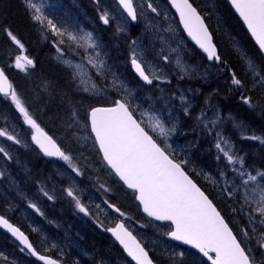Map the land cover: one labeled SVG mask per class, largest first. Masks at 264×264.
Returning <instances> with one entry per match:
<instances>
[{
    "label": "rangeland",
    "instance_id": "rangeland-1",
    "mask_svg": "<svg viewBox=\"0 0 264 264\" xmlns=\"http://www.w3.org/2000/svg\"><path fill=\"white\" fill-rule=\"evenodd\" d=\"M35 2H42L45 14L52 18L58 25L67 28L69 31L76 33L83 30V32L92 33L98 45L96 51L100 53V56L105 61L104 74L97 75V70L92 68L84 58L87 53H84L83 49L74 50L69 47L71 42L66 41L64 45H61L65 50V56L61 59L60 54L54 47L52 54L44 56L46 59L42 60L43 65L41 68L47 71H53L51 67L53 65L59 71L63 72L62 78L65 77V80L66 72L68 74L66 81L68 82L64 83L67 92L75 94L77 92L94 99H102L112 103L110 97V90H112L121 99L127 98L135 110V115L138 119H145L140 113L147 111L164 120L166 127H172L174 125L176 131L166 141L167 144L171 145V151L178 157V160L187 161L186 166L189 170L194 171L199 176L203 175L208 181L211 180L218 188L220 187V190L226 187L225 180L232 183L239 182L241 178L238 174L233 173L232 168H239L241 166L238 164L235 166L227 164L226 159L214 146L217 141L216 133H219L229 141L233 152L243 157L244 171L251 172L253 175L257 172H264V156H262L264 152L257 154L255 149L251 147L253 146L252 144H245L248 141L246 137L253 135L260 137L261 134L256 132L258 131V125L253 124L254 132L244 133V129L248 130V128L237 127V125H245L243 122H245L244 120H248V117L246 115H241V117L240 114H237L239 113L237 111L238 109H236L237 107L235 108V106L230 105L232 102H237V96L245 95L244 90L237 89L229 79L227 81L228 70L226 66H210L201 56H197L193 51H189L190 46L184 39L178 22L166 0H152L154 6L158 8L159 15L147 9V0H134L136 5H144L143 9L140 7L137 9L138 27H136L133 33L135 38L132 36V25L113 0H104L102 3H96V6L93 5L91 7L88 5L81 6L82 3H79L78 0L77 2L75 0H35ZM201 5L204 8L216 7L215 0H201ZM105 11L109 15V23L107 25L100 19L101 14ZM141 11L144 12V15H140ZM93 16L97 17L99 22L107 27L112 26V33L123 34V37L128 40L126 48L125 44H123L126 50L123 52L120 51L119 46L113 40L102 44L93 32V27L99 26V24L95 23L98 19H93ZM120 29H123V31H120ZM106 31L108 30L106 29ZM109 32L106 33L108 39H110ZM44 37L47 39L45 32ZM56 39L51 34L50 40L53 43ZM133 41L136 43L133 44ZM133 50H135L146 65V71L149 75L154 74L155 76H159L160 79H153L152 84L144 87L140 86L135 89L126 82L123 78L125 73L121 66L124 65L123 59L125 58H127L128 63L131 62ZM16 51L11 53L12 60L8 70L14 72L19 80L20 90H17L14 84L17 93L21 98L25 96L24 94L32 96L28 101L31 104H35V109H38L36 103H40V94L44 95V105H41V109L38 110L40 119L53 130L52 132L61 144L62 149L66 153L72 154L73 162L81 170L83 175H76L68 164L61 159L55 162L52 167L50 164L43 167L38 163L37 168L40 169L36 171L43 173L46 170L45 168H48L51 173L54 168V177L51 173L43 176L42 181L34 182L30 174L31 161L34 162L31 158H34L33 153L36 150L35 144L31 139L33 130L24 123L23 117L15 109L11 100L6 98L2 101V96H0V128H7L10 133L16 135L21 141L20 144H15L4 137H0V147L5 148L12 157L9 160L0 153V173H3V176H0V200H2V207L6 213L12 214L14 210H17L22 221L20 224L30 228V231H28L29 234H35L32 238L34 237L36 246L42 251H45L48 247H53L54 255L57 253V259L61 261L65 259V252L73 250L79 243L81 244V240L85 237L83 229L86 225L83 222H90L92 224L90 225L92 226L91 229L101 230L102 227V230L105 231L106 228L122 221L137 237L146 243L147 239L148 241L150 239V241L155 242V240L166 236L165 233L168 231L163 230L154 221L141 220L140 222H134L130 217H121L119 220L118 213L108 208L104 201H109L108 197L112 193L110 191L105 192L99 185L103 183L107 187L106 185L114 183L115 178L104 165L100 153L96 145H94V140L88 128L85 127L87 123L78 117L76 123L72 124L71 127L67 126L66 121L68 117H66L65 111L69 112L70 109L73 110L77 107L73 108L72 104L68 103L66 105L62 101L67 96V94H64L65 92L60 93V98H57L60 101H55L54 105V99L43 87H39L38 84H36L37 87L34 86L35 84L30 85L32 80L34 82L37 78L40 70L38 69V74L34 75L30 74L33 68H29L27 72L16 69L14 67L15 56L20 54L19 50ZM161 52L169 56L167 62L163 61L160 55H158ZM125 53L127 55L123 57ZM24 54L27 55L28 53L25 52ZM30 58L33 59L32 56ZM64 59L71 60L73 64H82L83 71L91 77V82L97 85L99 91L84 92L82 87L79 86V81L73 79V70L63 62ZM177 60L180 61L179 65L177 64ZM58 65L61 69L57 67ZM114 78L116 80V86H113ZM26 84L28 85L26 86ZM203 86L208 88L205 90L202 88ZM34 91H37L36 94ZM33 93L35 97L32 95ZM231 94L232 97L230 98L229 95ZM182 97L184 98L183 100L181 99ZM231 99H234V101L230 102ZM223 100L227 101V104L223 105L221 102ZM51 103L53 105L49 106ZM239 103L243 105L242 101H239ZM185 107L188 108L187 115L184 112ZM202 112L208 118L219 117L211 133L204 129L203 125L197 120V117ZM54 114L55 116H53ZM192 114L193 116H191ZM196 114L197 116L195 117ZM33 117L37 120L36 115H33ZM153 135L155 136V134ZM85 137L90 138L85 139ZM73 146L76 147L72 148ZM193 149H195L196 153L190 152ZM217 156H220L219 160ZM15 162H18V170H20L17 180H15L16 178L14 179L11 172H7V166ZM221 172L225 173L224 177L220 176ZM2 177L5 179L2 180ZM41 177L37 175L36 180H40ZM244 178L246 179V177ZM41 187L49 195H52L54 199L49 200L44 196L40 191ZM69 187H73L78 192L81 202L88 208L90 215H85L78 211L74 201L66 195L65 189ZM228 200L229 202L232 201L236 208H239L238 203H235L231 199ZM19 201L22 202V206ZM29 203L36 204L40 212H36L30 208L28 206ZM97 204L100 205V208L96 207ZM50 211L54 212V215L52 214L54 220L52 218V221L47 220L44 216L46 213L48 216ZM228 215L237 233H239L240 228L244 227L242 218L245 220L246 217L241 215L242 218H239L231 211H229ZM247 223L248 221L246 219L245 226ZM68 225L71 226L73 235L67 233L66 238H64V234H61V236L59 233L65 232L68 229ZM162 225L167 224L163 223ZM32 228V232L34 233H31ZM104 246L102 245L97 249L101 250L99 255L104 256V259L107 260V263H103L122 264L116 260V257L112 259L114 253H111L109 257L111 260L105 256L106 254L109 255V249ZM249 246L253 248L258 261L264 259L256 251L255 240L250 241ZM6 248L7 246L0 245L1 252L6 250ZM178 248L181 249L180 247ZM175 249L178 250L177 248ZM182 250L187 251L183 255L189 256V259H193L191 257V251L187 249ZM81 253L84 255L82 251ZM10 260L12 264H27L20 259H16L15 262L13 259ZM5 262L10 264V261L8 262L7 259H4L3 264Z\"/></svg>",
    "mask_w": 264,
    "mask_h": 264
},
{
    "label": "snow or ice",
    "instance_id": "snow-or-ice-1",
    "mask_svg": "<svg viewBox=\"0 0 264 264\" xmlns=\"http://www.w3.org/2000/svg\"><path fill=\"white\" fill-rule=\"evenodd\" d=\"M24 2L31 20L57 38L54 40V46L61 59L65 56V50L61 45H64L66 41L71 42L70 48L83 49L84 53H87L84 58L92 68L97 70V75L104 74L105 61L96 51L98 45L92 33L83 32V30L76 33L69 31L45 14L42 2L37 3L35 0H24ZM169 2L179 13L180 21L188 35L207 54V59L226 66L227 62L223 61L217 52V47L212 41V34L204 24L201 14L189 0H169ZM229 2L247 26L259 46L260 52L264 53V0H229ZM118 3L132 21H136L138 18V7L141 9L144 7V5H136L134 0H118ZM146 7L152 13L160 14L152 0H147ZM140 15H144V12L141 11ZM100 19L107 25L109 23L108 13L103 12ZM3 32L20 52L15 56L14 67L22 72L34 68V60L24 54L26 51L24 44L17 35L7 27L3 29ZM135 43L133 41V44ZM158 55L165 62L169 60V56L163 52ZM243 59L247 65V74L252 77L253 88L258 86L260 89H264V67H258L246 56ZM63 62L73 70V79L79 81V86L84 92L99 91L97 85L91 82V77L83 71L82 64H73L71 60L67 59H64ZM177 64H180L179 60H177ZM131 65L147 84H152L153 79H160L154 74L149 75L146 65L135 50L132 52ZM229 71L231 72L232 85L237 89H244L245 82L234 71L231 69ZM113 86H116L115 78ZM0 95L11 100L15 109L23 117L24 123L33 130L31 139L44 155L62 159L76 175H83L73 162V156L62 150L56 140L37 123L5 74L4 68H0ZM241 99L250 107L255 106L252 97L242 95ZM184 112L188 113L187 107L184 108ZM140 115L145 119L137 118L135 110L125 98L113 100L111 106L92 107L88 113V119L90 120L91 133L94 134V145L99 146L103 162L128 189L135 193V199L139 201L143 211L157 221L171 222V230L165 235L170 236L173 240L191 245L192 248L207 257L211 264H264V259L258 261L253 248L249 246V242L255 240L256 251L264 257V183H262L264 172H257L253 175L251 172L244 171L243 157L233 152L229 141L216 133L217 141L214 146L226 159L227 164L241 166L232 168L233 173L238 174L241 178L239 182L232 183L225 180L226 187L221 189L222 195L239 204V208L233 207L232 211L238 212L248 221L246 226L240 228L238 234H234L217 206L185 171L184 165L187 164V161L178 160L171 151V145L166 143L167 138L176 131L175 126L166 127L164 120L147 111L141 112ZM78 116V111L70 109L66 121L67 126L71 127L76 123ZM197 120L204 129L211 133L219 117L208 118L202 112ZM87 126L86 124L85 127ZM237 127H242V125H237ZM0 137L15 144L21 143L17 136L10 133L7 128H0ZM89 138L85 137V139ZM246 138L260 140L264 144V138L259 136L253 135ZM0 153L9 160L12 158L3 147H0ZM217 159L219 160L220 156H217ZM0 176H3V173H0ZM220 176L224 177L225 173L221 172ZM99 187L105 192L110 191L103 183ZM40 191L49 200L54 199L43 187L40 188ZM65 192L74 201L79 212L90 215L88 208L81 202L78 192L73 187L65 189ZM104 203L120 216L126 215L108 200H105ZM28 206L36 212H40L36 204L29 203ZM96 207L100 208V205L97 204ZM0 227L7 229L32 256H36L44 264H60L55 259L41 255L34 248L29 237L19 227L10 223L4 215H0ZM106 230L113 234L128 255L136 261V264H153L144 247L123 222ZM23 250L22 248L21 251Z\"/></svg>",
    "mask_w": 264,
    "mask_h": 264
},
{
    "label": "trees",
    "instance_id": "trees-1",
    "mask_svg": "<svg viewBox=\"0 0 264 264\" xmlns=\"http://www.w3.org/2000/svg\"><path fill=\"white\" fill-rule=\"evenodd\" d=\"M78 1L81 2L83 5H88L89 7L93 5V0H78ZM191 1L193 5L198 9V11L204 17L207 26L214 37L215 43L219 49L222 60L227 62L226 64V68L228 70L227 81L228 79L229 81H231V72L229 71V69H231V71H234L237 74V76L242 81L245 82V88L243 89L245 95L252 97L253 104L256 106V107H250L249 105L243 103L241 99L242 95L237 96V102L235 103L232 102L234 101V99H231L230 102L232 103H230V105L233 107L235 106V108L239 107V109L238 108L236 109L240 111L239 113L240 116L241 115L245 116L246 114V116L248 117V120H244L245 122L246 121L247 122L246 123L243 122V124H245L246 126L242 125V128L246 127L248 128V130L244 129L243 132L244 133L254 132L253 124H256L259 125L257 126L258 131L256 132L261 134L260 135L261 138H264V90L260 89L258 86L253 88L252 77L247 74V66L245 64L243 57L246 56L247 58L251 59L258 67H264V58L257 50L254 43L247 34L245 28L240 23L239 19L236 17V15L234 14V12L232 11V9L225 0H215L216 7L214 8L213 7L204 8L201 5V2L198 3L197 0H191ZM97 24H99L97 28L102 33L103 41L105 39L107 40V37L104 34L108 33V31H110L109 34L112 33V26L106 27L104 24L100 22H97ZM5 27L10 28L13 31V33L17 35V37L24 44L25 50L28 53L27 55L30 54L32 56L35 62V67L33 68L32 71H30V74L36 75L38 74V69L40 70L39 75L34 80V82L32 80L30 85L35 84L34 86H36V84H38L39 87L41 88L43 87L48 93H50L51 97L54 99V105H55V101H60V99H57L60 98L59 97L60 93L65 92L64 94L65 95L67 94V96L64 97L62 101H64L66 105H68V103L72 104L73 108L77 107L74 108L73 110L78 111L79 113L78 117H80L83 122L87 121L88 112L92 107H105L104 105H107L106 103L107 101L102 99H94L92 97L90 98L87 95H82L81 93H77V92L76 94L72 92H67L64 83V82H68L66 81L68 79V74H66V72H65L66 75V80H65V77L62 78L63 72L59 71V69H57L53 65L51 66L53 68V71L52 70L47 71L44 68H41V66L43 65L42 60L46 59L44 56H47V54L48 55L52 54L55 47L53 46L54 45L53 42L51 41L46 42L44 40V32L46 34H48L49 32L44 31L38 24L34 23L31 20L29 12L26 11L24 0H0V66L5 69L6 74L13 82V84H15L17 90H20L18 83L19 80L14 72L8 70V67H10V63L12 60L11 53L14 51L17 52L16 50H18V48L16 45L12 44L11 41L4 34L3 29ZM106 29L108 31H106ZM49 35H51V33H49ZM114 35L116 36V41H115L116 44L119 46L120 51L123 52L124 50H126L123 44L126 45L128 40L125 37H123V34L120 35L114 33ZM104 43L106 42H102V44ZM190 49L193 52H195L191 47ZM126 55L127 54H124L123 57H125ZM123 61H124V65L121 66V68L125 73L123 75L124 76L123 78L126 79L127 82L130 81L135 86V82L137 81V78L132 74L127 58L123 59ZM223 66L225 65L221 64V67ZM57 67L60 68L59 65ZM27 85L28 84H26V86ZM202 88H204V86ZM34 92L36 94L37 91ZM24 95L25 96H23L22 99L24 100L26 106L29 108L31 113L33 112L32 115L37 116V123L40 125L41 128L46 130V132H48L50 135L55 137L54 133L52 132L53 130H51L49 128V125L45 124L44 121L42 122V120L40 119L41 117L38 113V110L41 109L40 106L44 105L43 103V99L45 98L43 97L44 95L40 94V103L39 102L36 103L39 106V107L37 106L38 109L34 108L35 104H31L30 101H28V99L32 98V96H30L29 94L28 95L24 94ZM32 95L35 97L34 93ZM110 97L112 100L119 99V96L116 93H111ZM239 101H242L243 105L240 104ZM221 102L223 103V105L227 104L226 103L227 101L225 100ZM237 104L242 106L240 107ZM52 105L53 103H51L49 106ZM65 113H66L65 114L66 117H68L69 112L65 111ZM53 116H55V114ZM253 118H255L256 120ZM261 120L263 121V123ZM52 125L56 126L54 124ZM245 144L248 145L252 144L253 146L251 147L255 149L257 154L264 152V144H262L258 140L252 141L251 139H248V141H246ZM74 147L76 146H73L72 148ZM190 152L196 153L195 149L190 150ZM36 154H37V150H35L33 153L34 158L30 157L34 161V162L31 161V171H30L31 177L33 178L31 179L34 180V182L37 181L36 180L37 175H39L40 177L42 176L41 178H43V176L52 173V172L50 173V170L48 168H45L46 170H44L43 173H39V171H36L40 169L37 168L38 163H40V165L44 164L43 161L40 158H38ZM262 156H264V154ZM45 164H44L45 166H48L46 162ZM184 168L185 171L189 173L191 178L200 186V188L213 201V203L217 206L223 217L231 225L232 222L229 218L228 213L229 211L233 212L232 209L233 207H235L233 202L232 201L229 202V200L224 195L221 194L220 187L218 188L215 184H213L211 180L210 181L206 180L203 175L199 176L194 171L189 170V168L186 165H184ZM13 173L17 178L19 177L20 172H16V169L13 170ZM106 186L110 189V192L112 193L108 197L109 202L115 204L117 207L121 209V211H123L126 214L125 216H120V214L118 213L119 218L130 217L134 222L147 220L144 216H142L140 212V208L135 200V194L126 190V188L118 181L117 178H115L113 184L111 185L108 184ZM51 212L54 215V212L50 211V213ZM235 215H239V214L235 213ZM52 218L54 220L53 216ZM12 221L15 222L14 220ZM83 223H87V222H83ZM159 226L162 227L163 230H167V231L170 230V227L168 225H162V226L159 225ZM67 227L68 229L66 230L67 231L66 233H71L73 235V233L71 232V226L68 225ZM83 231L85 237L84 238L82 237L83 240H81V244L79 243V246L76 247V249L73 248V250H71L70 252L67 251L65 252L64 257L66 258L64 259V264H101L103 262L107 263V260L104 259V256L99 255L101 253V250L100 249L97 250L100 246L102 245L104 246L105 244L106 246L104 247H107L109 249L108 250L109 255L106 254L105 256L109 258L111 253L112 254L114 253L113 254L114 257L113 258L111 257L112 259H115L116 257V260L118 262L120 261L122 264H131L128 260L125 259V257L122 255L117 245L112 241V239L108 235L104 234L102 231L99 232L96 229H91V226L89 227L84 226ZM144 244L146 248L149 250V247L147 246V243L145 241ZM0 245L2 246L4 245L5 247L7 246L6 250H3V252L0 251L1 264L4 263V259H7L8 262L9 261L11 262L10 259L15 260L16 257L21 256L18 253L16 247L12 244L11 240L1 232H0ZM175 248H177L178 250L175 249L174 253L161 251L158 256L152 254L150 250L149 252L156 264H205L195 254H192V252H191V257L193 259H189V256L181 255V253L187 252L186 250L179 249L178 247ZM53 249H54L53 247H48L46 248V251H40V252L47 256L52 255L53 257L54 256ZM81 251L84 253V255H82ZM31 262L33 263V261ZM5 264H7V262H5Z\"/></svg>",
    "mask_w": 264,
    "mask_h": 264
},
{
    "label": "bare ground",
    "instance_id": "bare-ground-1",
    "mask_svg": "<svg viewBox=\"0 0 264 264\" xmlns=\"http://www.w3.org/2000/svg\"><path fill=\"white\" fill-rule=\"evenodd\" d=\"M104 0H93V5H95L96 6V3H102ZM191 3H192V1L191 0H189ZM198 1V3L199 2H201V0H197ZM226 1V0H225ZM75 2H77V0H75ZM79 2V1H78ZM227 2V1H226ZM80 3V2H79ZM227 4L229 5V3L227 2ZM92 5V6H93ZM81 6H83L84 7V5L83 4H81ZM230 6V5H229ZM230 8H231V6H230ZM232 9V8H231ZM93 19H95V20H97L98 18L97 17H92ZM97 22H99V19L95 22V23H97ZM93 32L95 33V35L97 36V38H99L100 39V41L101 42H106V43H108L109 41H111V40H113V41H116V36L114 35V33H110V39H108L107 38V40L105 39L104 41H103V37H102V33L99 31V29L97 28V27H93ZM105 36H106V34H104ZM46 37H47V39L44 37V40L46 41V42H53L52 40H50V38H51V35H49V33L48 34H46ZM127 45V44H126ZM126 45H125V48H126ZM123 47V46H122ZM121 47V48H122ZM8 49H9V47H8ZM11 50V49H10ZM9 50V51H10ZM112 50V49H111ZM189 51H191L192 52V50L189 48ZM232 52H233V50H232ZM11 53V52H10ZM232 54V53H231ZM71 74V73H70ZM71 76V75H70ZM71 78V77H70ZM137 78V77H136ZM133 88H139L140 86H145V85H143V83L141 82V80L140 79H138L137 78V81L135 82V86H134V84H132L130 81L128 82ZM206 88H208V87H204V89L206 90ZM231 92V91H230ZM229 97L231 98L232 97V94L231 95H229ZM202 103V102H201ZM200 103V104H201ZM208 103V102H207ZM199 104V105H200ZM203 104V103H202ZM204 105V104H203ZM202 105V106H203ZM201 106V107H202ZM241 107V106H240ZM254 107H256V106H254ZM238 109H239V107H237ZM244 108V107H243ZM201 110V109H200ZM237 111H239V110H237ZM252 111V110H251ZM195 112V111H194ZM242 112V111H241ZM254 112V111H253ZM253 112H252V114H253ZM239 113H240V111H239ZM239 113H237V114H239ZM249 113V112H248ZM262 113V112H261ZM187 115V114H186ZM200 115V114H199ZM246 115V114H245ZM251 115V114H250ZM191 116H193V114L191 115ZM197 116V114L195 115V117ZM239 116V115H238ZM252 116V115H251ZM254 116V115H253ZM262 116V115H261ZM244 118H246V117H244ZM243 118V119H244ZM249 119H250V117H249ZM253 119H255V118H253ZM260 119V118H259ZM256 120V119H255ZM257 121H258V119H257ZM262 121V120H261ZM247 122V121H246ZM245 122V123H246ZM255 122V121H254ZM259 123V122H258ZM262 123H263V121H262ZM263 125V124H262ZM259 126V125H258ZM262 127V126H261ZM202 147H204V146H202ZM36 149V148H35ZM206 149V148H205ZM32 152H33V150H32ZM37 157L38 158H40L42 161H43V163L45 164V162L49 165H51V167L52 166H54L53 164L55 163V162H58L59 160H61V159H59V158H54V157H49V156H46V155H44V153L43 152H37ZM72 155V154H71ZM178 156V155H177ZM28 157V156H27ZM29 157H30V155H29ZM28 157V158H29ZM178 158V157H177ZM210 163V162H209ZM44 164H41V166H43V167H45V165ZM105 166H106V164H104ZM214 165H215V163H214ZM210 166V165H209ZM8 168H7V172H11V174L13 175V177H14V179L15 180H17V177L14 175V173H13V170H15L16 169V172H20L19 170H18V162H15V163H12L11 165H8L7 166ZM107 167V166H106ZM217 168V167H216ZM215 168V169H216ZM54 169V168H53ZM53 169H52V174L54 173V171H53ZM221 169H222V166H221ZM45 176H47V175H45ZM53 177H54V174H53ZM5 178L4 177H2V180H4ZM40 181H42V178H41V180ZM40 181H35V182H40ZM23 186V185H22ZM127 190V189H126ZM20 202V205L22 206V202L21 201H19ZM26 204V203H25ZM0 207H1V209H0V215H4L7 219H9V222L10 223H12V224H14L15 226H17V227H19L20 229H21V231H23L24 233L26 232V233H28V231H30V228L28 227V226H25V225H21L20 224V222H22L21 220H20V214H18L17 213V210H14V212L12 213V214H7L6 213V211L3 209V207H2V200H0ZM29 213H31V212H29ZM238 213V212H237ZM52 212L51 213H48V216H47V213L46 214H44V216H45V218L47 219V220H51L52 221ZM239 214V213H238ZM238 217L240 216V218H242L241 217V215L239 214V215H237ZM12 220H14L15 222H13ZM226 222L227 223H229L227 220H226ZM245 222H246V219L244 220L243 218H242V223H243V225L245 226ZM85 225L87 226V227H89L90 225H92L90 222H87V223H85ZM61 227V226H60ZM92 227V226H91ZM110 227H112V226H110ZM109 227V228H110ZM229 227L230 228H232L233 229V232H234V234H238L237 233V231H236V229L234 228V226H233V223L230 225L229 224ZM107 229V228H106ZM105 229V231H103L102 230V227H101V230H98L99 232H103L104 234H106V235H108L109 236V231H107ZM60 230H61V228H60ZM33 231V228L31 229V233H34V232H32ZM0 232L1 233H3L5 236H7L10 240H11V242H12V244L16 247V249H17V251H18V253L21 255V256H19V257H16L15 258V260L16 259H20L21 261H25L27 264H36V263H38V261L37 260H35L34 259V257L29 253V251H27L26 249H24L20 244H19V242L18 241H16L15 239H13L12 237H10V236H8L7 234H5L1 229H0ZM67 231H65V232H61V233H59L60 235L61 234H64L63 236H64V238H66V235H67V233H66ZM32 236H35V234H32ZM62 236V235H61ZM34 238V237H33ZM32 238V240H31V243L34 245L36 242L34 241V239ZM78 246H79V244H78ZM78 246H76V247H78ZM147 246L149 247V250L151 251V253L152 254H155V256H158L159 255V253L161 252V251H167L168 253H171V252H173L174 250H175V247H178V244L171 238V237H168L167 235L166 236H164L163 238H161V239H159V240H155V242H153V241H150V239H149V241H148V239H147ZM76 247H74L75 249H76ZM24 249L23 251H21V249ZM192 252V254H195L203 263H205L206 264V259L200 254V253H198V252H196V251H191ZM51 253V252H50ZM55 252H53V254H54ZM174 253V252H173ZM55 255H57V253L55 254ZM52 256V255H51ZM59 258V257H58ZM66 258V257H65ZM33 261V263L30 261ZM14 260V259H13ZM15 260H14V262H15ZM60 261V260H59ZM10 264H12L11 262H10Z\"/></svg>",
    "mask_w": 264,
    "mask_h": 264
},
{
    "label": "water",
    "instance_id": "water-1",
    "mask_svg": "<svg viewBox=\"0 0 264 264\" xmlns=\"http://www.w3.org/2000/svg\"><path fill=\"white\" fill-rule=\"evenodd\" d=\"M117 3H118V0H115ZM228 3H229V5L231 6V8H232V10L234 11V13L236 14V16L239 18V20L241 21V23L244 25V27H245V29H246V31L248 32V34H249V36H250V38L252 39V41L254 42V44L256 45V47L258 48V50H259V46L257 45V43H256V41H255V39L251 36V33L248 31V29H247V26L245 25V23L243 22V20H242V18H240V16H239V14L235 11V9L232 7V5L230 4V2H229V0H226ZM167 2H168V4H169V6H170V8H171V10L174 12V14L176 15V17H177V19H178V21H179V24H180V27H181V30L183 31V33H184V35H185V38L187 39V41L189 42V43H191L195 48H196V50L198 51V52H200L202 55H204L206 58H207V54L202 50V49H200L199 48V46L196 44V42L188 35V33H187V31L184 29V26H183V24L181 23V21H180V16H179V13L176 11V9L174 8V7H172V5H171V3L169 2V0H167ZM190 2V1H189ZM191 3V2H190ZM119 4V3H118ZM192 4V3H191ZM193 5V4H192ZM120 6V5H119ZM121 7V6H120ZM194 7V6H193ZM122 9V11L126 14V16L128 17V15H127V13L123 10V8H121ZM198 11V10H197ZM202 17V16H201ZM130 20H131V18L130 17H128ZM203 21H204V19H203ZM131 22L133 23V24H136L137 23V20L136 21H132L131 20ZM204 24L206 25V23H205V21H204ZM206 27H207V25H206ZM209 31V30H208ZM210 32V31H209ZM212 41H213V37H212ZM213 43H214V41H213ZM260 51V50H259ZM217 52L219 53V51H218V49H217ZM261 53V52H260ZM262 54V56L264 57V53H261ZM208 62L209 63H214V61H210V60H208ZM218 63V62H217ZM132 69H133V72L135 73V75L136 76H138L139 77V75H138V73L135 71V69L132 67ZM140 78V77H139ZM90 121V120H89ZM91 129V128H90ZM93 136H94V134H93ZM37 146V145H36ZM98 146V145H97ZM37 148L40 150V148L37 146ZM98 148H99V146H98ZM41 151V150H40ZM42 152V151H41ZM101 153V152H100ZM101 155H102V153H101ZM54 158H58V157H54ZM110 169V168H109ZM111 170V169H110ZM112 171V170H111ZM114 174V173H113ZM115 175V174H114ZM117 177V176H116ZM118 178V177H117ZM118 180H119V178H118ZM120 181V180H119ZM122 184H123V182L122 181H120ZM124 185V184H123ZM126 188H127V186L126 185H124ZM128 189V188H127ZM129 191H132V190H130V189H128ZM133 192V191H132ZM137 202H138V204L140 205V203H139V201L137 200ZM140 207H141V212H142V214L143 215H145V216H147L148 218H150V219H152V220H154V221H156V222H159V223H169V224H171V222H169V221H157V220H155L154 218H152V217H149L144 211H143V207L140 205ZM0 229L5 233V234H7L8 236H10V237H12L13 239H15L16 241H18L19 242V240H17L7 229H4V228H2V227H0ZM113 238H114V240L118 243V245H119V247L121 248V250L125 253V255L128 257V258H130V260L134 263V264H136V261L135 260H133L132 259V257L131 256H129L128 255V253L125 251V249L123 248V246L119 243V241L118 240H116V238L113 236V234L111 233V232H108ZM168 237H170V236H168ZM179 246H182V247H186V248H191V249H193L194 251H196V252H198L199 253V251L197 250V249H194V248H192V246L191 245H186V244H184L183 242H181V241H176V240H174ZM19 244L24 248V249H26L25 247H24V245H22L20 242H19ZM27 250V249H26ZM28 251V250H27ZM146 251V250H145ZM201 254V253H200ZM202 256H203V254H201ZM34 257V259L35 260H37L39 263H41V264H44V262L43 261H40L36 256H33ZM204 257V256H203ZM150 258V257H149ZM210 264H211V262L207 259V257H204ZM151 259V258H150Z\"/></svg>",
    "mask_w": 264,
    "mask_h": 264
}]
</instances>
